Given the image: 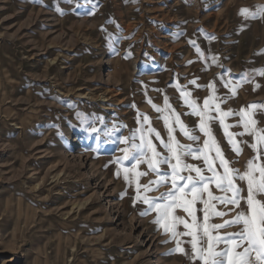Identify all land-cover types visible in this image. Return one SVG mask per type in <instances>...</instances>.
Listing matches in <instances>:
<instances>
[{
	"label": "rangeland",
	"instance_id": "1",
	"mask_svg": "<svg viewBox=\"0 0 264 264\" xmlns=\"http://www.w3.org/2000/svg\"><path fill=\"white\" fill-rule=\"evenodd\" d=\"M261 7L264 0H0V264H192L184 254H169L175 242L153 223L155 212L142 215L148 206L135 200L134 172L147 165L136 166L129 172L132 183L126 182L124 169L135 161L116 163L124 155L120 149L130 147L120 141L141 127L142 115L166 140L164 113L148 100L164 108L167 96L200 137L191 141L177 126L176 138L202 147L206 137L178 85L201 106L211 95L210 83L226 98L223 111L264 105ZM244 8L249 14H240ZM241 74L247 81L233 96L223 83L240 81ZM249 111L264 127V108ZM226 118L234 125L230 132L243 131L235 126L239 115ZM217 123L215 138L225 158L243 172L255 155L253 137H236L247 142L237 155ZM155 178L149 172L139 182ZM238 183L247 196L245 183ZM166 190L146 195L155 198ZM195 208L202 218L203 204ZM241 209L246 210L243 201ZM177 215L190 220L182 210Z\"/></svg>",
	"mask_w": 264,
	"mask_h": 264
},
{
	"label": "snow or ice",
	"instance_id": "2",
	"mask_svg": "<svg viewBox=\"0 0 264 264\" xmlns=\"http://www.w3.org/2000/svg\"><path fill=\"white\" fill-rule=\"evenodd\" d=\"M260 13L264 14V7L260 8ZM240 14L247 15L249 10L241 9ZM251 15L255 16L257 13ZM210 38L215 39V36ZM189 43L195 48L198 56L204 59V53L199 45L194 40H190ZM211 59L213 63L217 62L216 57ZM259 74L264 76V69L259 70ZM245 81L247 74H241L240 81L226 80L223 87L228 88L234 96L241 83ZM190 83L196 84V81L192 80ZM207 87L211 90V95L204 99L201 106L195 99L190 98V92L177 86L184 104L191 109L188 114L200 117L198 129L206 137L202 147L194 149L176 138L178 126L180 132L189 140L198 142L200 139L183 123L180 114L171 108L169 98L165 96L164 108L152 103L150 99L148 103L157 113H164L161 119L167 129V139L165 140L161 133L151 126L147 115H142L141 127L129 137L121 139V143L130 144V147L120 149L124 155L118 157L116 163L129 159L135 161L132 168L124 169V179L128 183H132L129 172H133L140 164L147 165V170L134 172L135 200L148 206L142 215L149 211L155 212L156 219L153 223L160 225L166 234H170V239L175 242V248L171 249L169 254L174 252L184 254L192 264L197 260L201 264H264V127L258 126L254 113L249 111L264 108V105L252 103L246 108H241L239 113H234L231 109L223 111L220 103L226 102V98L222 99L216 95L217 89L214 84L210 83ZM213 111L218 113V116H212L210 113ZM232 115L240 116V121L235 126L242 127L243 131L228 130L234 125L226 124L225 118ZM216 119H219L227 141L237 155L242 154V145L247 142L237 140L236 137H243L245 134L253 137L254 142L249 147L255 155L247 160L243 172L231 167V162L225 158L210 126V122ZM144 125H148L147 129ZM91 131L95 132L97 129L92 127ZM136 133H139L138 143ZM153 136L155 140L160 141L163 152L157 150ZM188 157L201 161V164L188 163ZM162 165H167L169 171L162 170ZM149 172L156 178L141 184L139 178L148 176ZM117 174L119 175V172ZM238 181L245 183L247 196L242 195L245 189ZM210 186H214L221 194H214ZM160 187H166L167 190L159 197L146 195L148 192L158 191ZM242 201L246 205V210L241 209ZM198 202L203 204V208L199 210L203 213L202 218L196 215L195 205ZM218 205L224 206L227 210H219ZM237 209L240 210L236 211ZM178 210H182L190 220L177 215ZM230 212H235L231 219H226L223 223L210 222L213 217L223 218ZM179 225H183L184 231L178 230ZM230 227H237L238 230L221 233V229ZM182 237L190 239L185 241L181 239ZM185 243L190 246L188 249L183 247Z\"/></svg>",
	"mask_w": 264,
	"mask_h": 264
},
{
	"label": "crops",
	"instance_id": "3",
	"mask_svg": "<svg viewBox=\"0 0 264 264\" xmlns=\"http://www.w3.org/2000/svg\"><path fill=\"white\" fill-rule=\"evenodd\" d=\"M210 114L212 116H218L217 114H214V113H210ZM196 120L200 121V117L196 116ZM228 120H229V118H225V121H228ZM236 120L239 122V120L237 118H236ZM236 120L233 119L232 121H236ZM217 122H219V119H216V120L210 122V126H211V129H212L213 134L215 135V137H217V127L219 126ZM201 136H203V134Z\"/></svg>",
	"mask_w": 264,
	"mask_h": 264
},
{
	"label": "bare ground",
	"instance_id": "4",
	"mask_svg": "<svg viewBox=\"0 0 264 264\" xmlns=\"http://www.w3.org/2000/svg\"><path fill=\"white\" fill-rule=\"evenodd\" d=\"M92 196H94V195H92ZM87 202H85L83 205H85Z\"/></svg>",
	"mask_w": 264,
	"mask_h": 264
}]
</instances>
